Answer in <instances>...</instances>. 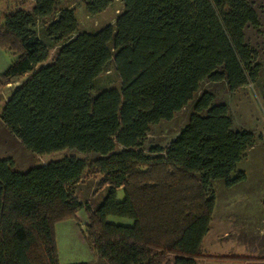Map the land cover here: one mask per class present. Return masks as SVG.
Masks as SVG:
<instances>
[{
  "label": "trees",
  "instance_id": "trees-1",
  "mask_svg": "<svg viewBox=\"0 0 264 264\" xmlns=\"http://www.w3.org/2000/svg\"><path fill=\"white\" fill-rule=\"evenodd\" d=\"M31 1V11L17 9L0 24V48L15 56L0 74V87L26 76L0 120L37 155L97 154L92 165L109 189L91 209L74 193L88 167L83 159L66 156L23 172L0 159V264H58L54 226L82 208V237L106 264H145L157 256L197 264L214 207L212 185L245 179L236 167L257 138L233 129L227 106L203 91L174 139L148 148L159 156L145 155L140 143L151 125L171 120L191 102L205 79L225 80L231 91L255 79L258 65L244 29L259 27L256 12L248 0H121L113 25L78 32L74 10L62 8L45 27L62 45L43 65L48 49L31 27L50 16L58 0ZM110 3L89 0L85 10L94 16ZM111 64L120 89L91 96L95 79ZM109 216L132 223H111Z\"/></svg>",
  "mask_w": 264,
  "mask_h": 264
},
{
  "label": "rangeland",
  "instance_id": "rangeland-1",
  "mask_svg": "<svg viewBox=\"0 0 264 264\" xmlns=\"http://www.w3.org/2000/svg\"><path fill=\"white\" fill-rule=\"evenodd\" d=\"M88 1L58 0L55 10L50 16L35 21L31 29L48 49V58L43 65L51 63L54 60L62 45L61 42L55 41L45 33L46 25L56 19L60 9L70 8L74 10L78 22V32H95L106 25H113L115 18L123 11V3L121 0H111L110 5L105 10L97 15L91 16L85 10V4ZM248 3L256 12L259 20L258 28H253L248 25L244 29L245 43L254 55L253 64L258 65L255 79L248 80L245 85L233 91L229 89L225 80L212 81L205 79L202 81L199 91L194 95V99L180 111L176 112L171 120L160 121L150 126L149 131L140 143L145 155L151 158L159 156L158 154L150 153L148 148H165L174 139L186 125L189 115L193 112L194 100L203 91H208L213 94L214 104L224 103L227 106L233 129H244L252 132L257 138V142L255 143L256 147L264 146V0H248ZM31 6L32 1L30 0H0V24L2 23L4 15L20 8L29 10ZM14 59L15 56L11 51L0 48V66L4 64L5 67H8ZM39 66H36V68ZM25 77L20 76L14 78L11 83L0 87V111L11 92L15 87L20 85ZM120 87L121 81L114 66L111 64L107 71L101 73L95 79L91 96L102 89H120ZM120 149L121 147H116V151ZM66 156H75L76 158L83 159L87 163L88 167L85 173L74 185V193L82 203L91 209H96L104 198L106 191L109 189V186H102L100 184L106 177L105 174L97 172L96 167L92 165V162L98 158L97 154L93 152L83 154L73 149H64L49 154L37 155L29 151L19 139L14 137L0 120V159H11L14 170L23 172L31 167L56 161ZM237 167V170H243L247 174L248 179L246 183L232 190L225 189L222 181H215V184L216 189L219 190L220 198L224 199L227 206L241 200V203L237 202L238 205H232L235 206L234 209L252 213L251 219L248 218V215L246 217L244 215L233 221L237 226V231L235 232L237 241L243 243L245 249V247L248 248L251 244L259 241L252 231L253 228L264 224L263 221H260L264 217V207L262 205L264 188H261V190L257 189L256 191L253 189V194L249 189L250 185L255 184L254 182H259L260 178L263 180V150L261 148L254 149L246 158L242 159ZM212 187L214 188V183ZM123 197V192L118 190L116 199L120 201ZM86 220V212L82 208L76 211L73 220L55 224L54 234L58 264L81 262L106 264L88 247L82 237L81 231L85 228ZM107 221L127 225L132 223L130 219L111 216L107 217ZM94 259L95 261H93ZM199 262V264H204L202 261ZM145 264H173V261L172 257L157 256Z\"/></svg>",
  "mask_w": 264,
  "mask_h": 264
},
{
  "label": "crops",
  "instance_id": "crops-1",
  "mask_svg": "<svg viewBox=\"0 0 264 264\" xmlns=\"http://www.w3.org/2000/svg\"><path fill=\"white\" fill-rule=\"evenodd\" d=\"M32 7L33 1L31 8L27 11H31ZM5 68L7 67H5L4 64L0 66V74L6 70ZM256 148H261L264 153V146L256 147V145H254L246 152L244 158H246L248 154ZM242 159L239 161V163L242 161ZM236 169H238V167H236ZM243 172L245 174V179L243 181L231 187L224 186L225 189L232 190L236 187L241 186L243 183H246L248 176L245 171ZM215 183L216 182H214L213 188L215 195L214 207L209 223L208 232L202 238L199 247V254L201 255V257L198 258L197 264L200 263L199 261H202L204 264H264V224L262 226L255 227L252 230L259 241L257 243L251 244V246L248 248L245 247L244 249V244L237 241L238 239L235 236L237 226L233 221L244 215L245 217L246 215H248V218L251 219L252 213L249 211L242 212L234 209L235 206L232 205H236L237 202L241 203V200L227 206V203L224 201V199L220 198L219 190L216 189ZM254 183L255 184L250 185L249 187L252 194L253 189H255L256 191L257 189L261 190V188H264V177L263 180L262 178H260L259 182ZM260 221H263L264 223V217L262 218V220L260 219ZM93 261H95V259Z\"/></svg>",
  "mask_w": 264,
  "mask_h": 264
}]
</instances>
